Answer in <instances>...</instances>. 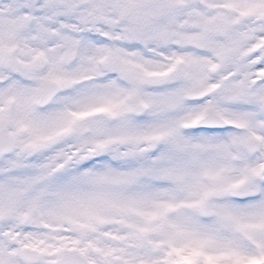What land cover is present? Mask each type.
<instances>
[{"label":"snow or ice","instance_id":"obj_1","mask_svg":"<svg viewBox=\"0 0 264 264\" xmlns=\"http://www.w3.org/2000/svg\"><path fill=\"white\" fill-rule=\"evenodd\" d=\"M0 264H264V0H0Z\"/></svg>","mask_w":264,"mask_h":264}]
</instances>
